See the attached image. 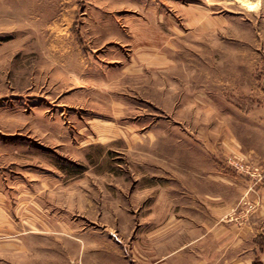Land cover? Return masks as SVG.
Wrapping results in <instances>:
<instances>
[{
    "label": "rangeland",
    "instance_id": "374dc122",
    "mask_svg": "<svg viewBox=\"0 0 264 264\" xmlns=\"http://www.w3.org/2000/svg\"><path fill=\"white\" fill-rule=\"evenodd\" d=\"M254 1L0 0V264L250 257L222 227L264 181Z\"/></svg>",
    "mask_w": 264,
    "mask_h": 264
},
{
    "label": "crops",
    "instance_id": "0c3cea01",
    "mask_svg": "<svg viewBox=\"0 0 264 264\" xmlns=\"http://www.w3.org/2000/svg\"><path fill=\"white\" fill-rule=\"evenodd\" d=\"M259 162L261 167L264 166V158L261 157ZM264 168V167H263ZM264 179V178H263ZM257 189L252 191V201L245 202L248 204L246 209L250 212L242 214H235V208L233 205H226L225 207L230 210V213H234L232 216V221L235 219L237 222L229 224V226H223L222 229L230 230L231 232L237 233L235 238H231V243L237 245L238 249H243L242 251H235L237 254L243 252L247 253L250 257L248 259L236 260L235 264H264V181L258 183ZM250 208H249V207ZM232 207V208H231ZM225 208V209H226ZM240 224V225H239ZM225 231V232H226ZM222 233H224L222 231ZM207 232L205 231L198 236L197 240H201L206 237ZM236 243H234L235 241Z\"/></svg>",
    "mask_w": 264,
    "mask_h": 264
},
{
    "label": "bare ground",
    "instance_id": "6f19581e",
    "mask_svg": "<svg viewBox=\"0 0 264 264\" xmlns=\"http://www.w3.org/2000/svg\"><path fill=\"white\" fill-rule=\"evenodd\" d=\"M243 1L247 2L250 5V7H253L256 4L254 0H243Z\"/></svg>",
    "mask_w": 264,
    "mask_h": 264
}]
</instances>
